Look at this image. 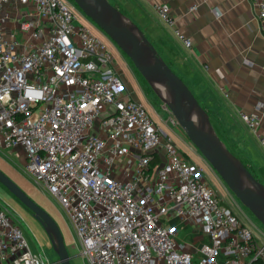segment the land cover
I'll use <instances>...</instances> for the list:
<instances>
[{"label": "built area", "instance_id": "2783aa9c", "mask_svg": "<svg viewBox=\"0 0 264 264\" xmlns=\"http://www.w3.org/2000/svg\"><path fill=\"white\" fill-rule=\"evenodd\" d=\"M251 2L264 34V0ZM155 8L191 48L172 7L157 0ZM79 10L74 0H0V149L23 155L25 171L56 198L88 264H264V231L221 197L208 174L242 211L166 105L155 118L125 96L122 65L77 23ZM261 112L241 113L252 130ZM4 204L0 264H50ZM173 217L199 227L202 243L180 240Z\"/></svg>", "mask_w": 264, "mask_h": 264}, {"label": "crops", "instance_id": "0c3cea01", "mask_svg": "<svg viewBox=\"0 0 264 264\" xmlns=\"http://www.w3.org/2000/svg\"><path fill=\"white\" fill-rule=\"evenodd\" d=\"M110 1L139 25L211 117L218 115L227 121L222 126L228 134L238 136L235 142L248 159L243 160L264 180V149L257 134L264 135V34L251 0H162L172 7L181 28L193 39L191 48L185 47L160 20L155 8L157 0ZM192 5H196V10L190 11ZM128 82L125 76V96L142 101L136 91L138 87L142 90L140 84L136 82L130 87ZM257 107H261L262 118L255 131L241 113H250ZM149 111L159 118L160 113L154 108ZM2 200L7 201L1 194ZM170 223L177 226L179 239L183 228L189 225L178 217H173ZM191 227L194 238L182 241L200 245L205 235L199 227ZM192 249L190 246L189 250Z\"/></svg>", "mask_w": 264, "mask_h": 264}, {"label": "water", "instance_id": "95a60500", "mask_svg": "<svg viewBox=\"0 0 264 264\" xmlns=\"http://www.w3.org/2000/svg\"><path fill=\"white\" fill-rule=\"evenodd\" d=\"M74 2L132 61L149 88L171 110L189 140L206 157L234 195L264 225V183L225 144L209 112L145 32L110 0ZM0 184L42 225L58 257V264H74L61 227L53 215L1 168Z\"/></svg>", "mask_w": 264, "mask_h": 264}, {"label": "rangeland", "instance_id": "374dc122", "mask_svg": "<svg viewBox=\"0 0 264 264\" xmlns=\"http://www.w3.org/2000/svg\"><path fill=\"white\" fill-rule=\"evenodd\" d=\"M78 24H85L92 28V30L101 36L110 46L113 51L115 61L120 63L123 67L124 78L126 76L129 81L130 87L133 85L140 84L142 90L139 87L136 89L137 93L141 95V100L144 105L150 110L151 107L154 108L161 115L165 116L166 112L162 108V103L157 97V95L149 89V85L146 80L142 77V75L138 72V70L133 65L132 61L121 51V49L117 46L111 45L108 37L100 30V28L85 15V13L80 9L78 12ZM154 44V43H153ZM155 45V44H154ZM137 82V83H136ZM134 83V84H133ZM212 122L216 124L218 130L222 137L224 138V142L227 146L233 148L235 152H238L241 159L248 161L246 157H243L242 154L245 155V151L238 148L239 144H236L235 138L239 139L237 135H230L223 127V118L216 117L211 118ZM177 131L181 137L189 140L185 132L182 130L180 125L177 127ZM177 136V135H176ZM179 142L181 141L178 138ZM190 141V140H189ZM0 168L4 170L13 180H15L33 199H35L39 204L43 207H46L49 212H51L61 227V230L64 235V239L66 241V245L70 253L73 255L72 262L74 264H88L87 260L82 258L78 254V246L79 240L76 236V233L69 223L68 219L65 221L64 217H66L61 209L59 202L52 195L46 192L45 188L37 182L36 177L28 174L24 169V157L23 155H17L16 153H12L6 149H0ZM208 178H210V182L215 186V188L219 191V194L222 198H224L225 202L229 204V206L237 212L241 218V220L247 224L253 226V224L249 221L251 219L258 227H260L264 231V225L257 220V218L249 211V209L237 198L236 200L240 205L242 211L237 207L235 202L228 196L226 191L222 188L220 183L214 179L212 176L208 174ZM213 178V179H212ZM258 178L264 183V180L258 176ZM5 198L7 203H9L16 211H18L23 216V221H19L18 217L13 213L12 210L9 211L10 216L13 220H16L25 236L26 239L33 250L34 253H40L47 259L50 264H58L57 255L54 252L50 240L42 227V225L33 217L31 212L21 205L19 202L14 199L11 193H8L1 185H0V195ZM0 203L4 204L3 200ZM5 205V204H4ZM62 214H60V211ZM244 212V213H243ZM245 214V215H244ZM248 216L249 219L246 217ZM195 236V232L191 225H188L186 228H183L182 233L180 234L181 240L193 239Z\"/></svg>", "mask_w": 264, "mask_h": 264}, {"label": "trees", "instance_id": "16d2710c", "mask_svg": "<svg viewBox=\"0 0 264 264\" xmlns=\"http://www.w3.org/2000/svg\"><path fill=\"white\" fill-rule=\"evenodd\" d=\"M115 6H117L118 8H120L118 5H116V4H114ZM121 9V8H120ZM122 10V9H121ZM123 11V10H122ZM124 12V11H123ZM157 48V47H156ZM158 49V48H157ZM159 51V50H158ZM160 52V51H159ZM161 53V52H160ZM162 54V53H161ZM163 55V54H162ZM163 57H164V55H163ZM165 58V57H164ZM166 59V58H165ZM167 62L171 65V63L167 60ZM171 67H172V65H171ZM173 68V67H172ZM173 70H175L174 68H173ZM176 71V70H175ZM177 72V71H176ZM183 78V77H182ZM191 88V87H190ZM197 97V96H196ZM198 98V97H197ZM200 103L203 105V103L200 101ZM203 107L208 111V109L203 105ZM209 112V111H208ZM210 114V113H209ZM211 116V115H210ZM212 118V117H211ZM212 120V119H211ZM213 125H214V127H215V129H216V131H217V133L219 134V136L223 139V141H225L224 140V138L222 137V135L220 134V132H219V130H218V127L216 126V124H214V122H213ZM229 148H230V146H228ZM231 149V151H233L236 155H238V153L237 152H235L232 148H230ZM239 156V155H238ZM240 157V156H239ZM243 160V159H242ZM158 160H156L155 162H157ZM243 162L245 163V165L253 172V174L258 178V175H257V173H255L252 169H251V167L249 166V165H247L246 164V162L243 160ZM259 179V178H258ZM260 180V179H259ZM1 185V184H0ZM3 188H5L4 186H3ZM6 189V188H5ZM7 190V189H6ZM18 201V200H17ZM19 202V201H18ZM20 203V202H19ZM21 204V203H20ZM22 205V204H21ZM24 206V205H23ZM25 207V206H24Z\"/></svg>", "mask_w": 264, "mask_h": 264}]
</instances>
